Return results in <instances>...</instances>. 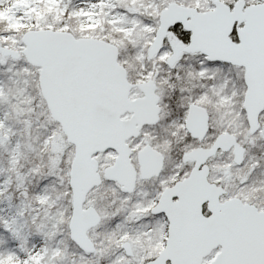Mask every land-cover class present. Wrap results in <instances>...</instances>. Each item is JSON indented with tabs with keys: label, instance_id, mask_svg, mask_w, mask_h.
Instances as JSON below:
<instances>
[{
	"label": "snow or ice",
	"instance_id": "snow-or-ice-1",
	"mask_svg": "<svg viewBox=\"0 0 264 264\" xmlns=\"http://www.w3.org/2000/svg\"><path fill=\"white\" fill-rule=\"evenodd\" d=\"M0 264H264V0H0Z\"/></svg>",
	"mask_w": 264,
	"mask_h": 264
}]
</instances>
